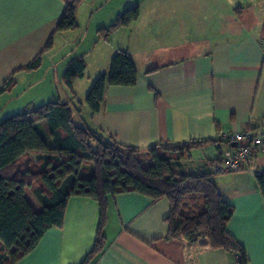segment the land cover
Instances as JSON below:
<instances>
[{
	"label": "crops",
	"instance_id": "crops-1",
	"mask_svg": "<svg viewBox=\"0 0 264 264\" xmlns=\"http://www.w3.org/2000/svg\"><path fill=\"white\" fill-rule=\"evenodd\" d=\"M75 1L0 0V87L13 80L7 95L18 90L20 77L24 82L9 108L24 110L57 100L69 104L74 119L79 117L76 126L138 149L145 167L153 163L148 155L153 147L202 143L183 160L179 171L186 176L206 174L236 153V147L220 141L222 134L264 129V8L255 7L260 0L224 1L228 9L258 10L259 19L251 20L250 29L242 26L244 33L214 39L212 30L207 36L202 28L204 37L188 40H176L185 27L172 0H81L78 30L56 32L66 7ZM136 7L141 11L138 22L117 30L108 41L100 38V29ZM172 48L176 58L166 60ZM119 51L132 58L138 82L108 87L101 109L92 113L87 95ZM38 56L40 65L31 68ZM75 58L84 59L86 72L69 89L63 72ZM37 88V97L22 100ZM21 161L28 170L35 157ZM258 166L264 168V154L256 151L241 172L211 176L234 208L228 230L245 248L249 264H264V199L254 173ZM26 196L36 212L43 210L31 189ZM170 208L167 199L153 201L133 192L109 197L101 229L104 244L91 264H238V257L224 250L166 240ZM100 221L98 202L71 198L62 227L50 229L15 264H82L95 248Z\"/></svg>",
	"mask_w": 264,
	"mask_h": 264
},
{
	"label": "trees",
	"instance_id": "trees-1",
	"mask_svg": "<svg viewBox=\"0 0 264 264\" xmlns=\"http://www.w3.org/2000/svg\"><path fill=\"white\" fill-rule=\"evenodd\" d=\"M80 1L66 7L56 32L78 30ZM140 18L138 7L128 9L109 27L98 31L100 38L108 41L114 32L130 27ZM52 46L53 38L45 51ZM40 63L41 56H38L31 68H37ZM85 72L83 58L70 61L63 72L66 87L72 89ZM138 77L130 55L117 52L109 71L91 87L86 98L88 109L97 113L108 87H134ZM12 84L11 79L0 87V97ZM199 145L202 143L153 147L148 153L153 163L145 167L138 149L117 143L90 127L76 126L69 104L58 100L38 107L27 106L5 118L0 123V264L17 263L37 248L50 229L61 228L67 204L73 197L95 200L100 207L96 245L82 263L91 264L104 244L101 229L107 199L131 192L153 201L167 199L170 202L166 240L201 243L204 247L236 255L238 264H249L245 248L228 230L234 208L222 198L211 178L220 163L206 174L186 176L179 171L176 175L174 168L180 170L181 164H174L171 157L159 152V149L186 148L188 158L190 151ZM31 156L35 157V162L29 163L28 170L22 169L21 160ZM257 183L264 199V174L257 176ZM26 189L33 191L43 208L41 212H36L30 204Z\"/></svg>",
	"mask_w": 264,
	"mask_h": 264
},
{
	"label": "rangeland",
	"instance_id": "rangeland-1",
	"mask_svg": "<svg viewBox=\"0 0 264 264\" xmlns=\"http://www.w3.org/2000/svg\"><path fill=\"white\" fill-rule=\"evenodd\" d=\"M173 4H175V13L177 16H180L179 21L181 20V24L185 27L184 31L180 30V36L178 38L176 37V40L183 39L186 37V40L188 39H199L201 38V35H209L210 31L212 30V34L214 36V39H216L217 35L226 37V35H237V33H244V31L241 30L242 26H244L247 29L248 26H251V20L253 18H258V13L256 11L258 10H247L245 12V9L239 8V7H232V5L229 6V9L226 8L224 1L225 0H172ZM236 1V0H232ZM241 2L249 3L253 2V0H239ZM257 3V2H256ZM261 4H257L255 7H258L256 9L264 8V0H260ZM237 4V3H236ZM254 7V6H253ZM227 16V17H226ZM108 19V18H107ZM104 22V21H102ZM245 24V25H244ZM254 26V25H253ZM202 28L205 30L203 34L201 33ZM253 28V27H251ZM223 29V34H222ZM225 29L228 31H225ZM254 29V28H253ZM189 32V33H187ZM207 32V33H206ZM203 35V37H204ZM174 45V46H172ZM177 45V42L174 44H170V47H175ZM158 47H160V44H158ZM168 47V46H166ZM170 47L166 48L169 49ZM160 49V48H159ZM176 49L172 48L170 49L171 56H166V60L168 58L175 59L176 58ZM169 51V50H168ZM167 52V50H166ZM23 77V76H22ZM20 77L19 82L20 85L18 87L17 91L12 92L11 94H7L0 97V123L5 118L10 117L14 115L15 113H19L23 110H18L15 107H10L8 105H11L10 101L13 99V96H16L14 94L19 93V88L23 87V80ZM40 88L29 90L24 96L23 101H27L31 97H37L39 93ZM13 106V105H12ZM39 105H36L38 107ZM77 108H79L77 106ZM19 111V112H18ZM8 113V114H7ZM74 122L79 123V117L78 115H75ZM42 130V129H41ZM43 131V130H42ZM44 133V132H43ZM47 139V137H46ZM50 141V140H48ZM51 142V141H50ZM176 150V151H174ZM174 150H162L159 149V152L162 154H165L169 157H171L174 161V164L179 162L182 166L183 160L186 159L187 156V149L186 148H177ZM182 157V159H180ZM35 162V161H33ZM24 163L21 162L22 169L24 168ZM27 164V162H26ZM29 168V167H28ZM88 170L91 171L92 168L88 167ZM174 171L176 172V175H179V170L174 168Z\"/></svg>",
	"mask_w": 264,
	"mask_h": 264
},
{
	"label": "built area",
	"instance_id": "built-area-1",
	"mask_svg": "<svg viewBox=\"0 0 264 264\" xmlns=\"http://www.w3.org/2000/svg\"><path fill=\"white\" fill-rule=\"evenodd\" d=\"M220 140L231 146L236 145L237 151L230 159L215 166L214 171L217 175L241 172L256 151L264 154V129L256 132L242 130L225 133L220 136ZM254 173L260 176L264 174V168L258 166Z\"/></svg>",
	"mask_w": 264,
	"mask_h": 264
},
{
	"label": "water",
	"instance_id": "water-1",
	"mask_svg": "<svg viewBox=\"0 0 264 264\" xmlns=\"http://www.w3.org/2000/svg\"><path fill=\"white\" fill-rule=\"evenodd\" d=\"M232 146L236 147V145H232Z\"/></svg>",
	"mask_w": 264,
	"mask_h": 264
}]
</instances>
